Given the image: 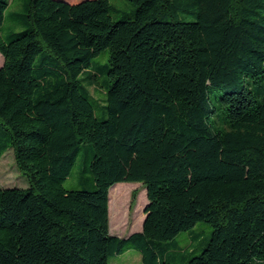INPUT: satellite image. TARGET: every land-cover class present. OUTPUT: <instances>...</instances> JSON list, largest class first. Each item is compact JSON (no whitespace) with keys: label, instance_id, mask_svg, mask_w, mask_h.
<instances>
[{"label":"trees","instance_id":"1","mask_svg":"<svg viewBox=\"0 0 264 264\" xmlns=\"http://www.w3.org/2000/svg\"><path fill=\"white\" fill-rule=\"evenodd\" d=\"M127 1L115 20L109 0H26L5 41L0 0V156L28 182L0 188V264L130 249L142 264H264V0ZM80 152L90 177L67 190ZM119 182L147 199L125 236L109 232ZM200 221L210 238L188 257L175 237Z\"/></svg>","mask_w":264,"mask_h":264},{"label":"rangeland","instance_id":"2","mask_svg":"<svg viewBox=\"0 0 264 264\" xmlns=\"http://www.w3.org/2000/svg\"><path fill=\"white\" fill-rule=\"evenodd\" d=\"M78 2L80 0H68ZM26 0H9L8 6L4 12L3 24L1 27V36L7 41L11 32L22 30L18 14L23 12ZM113 19H121L130 16L133 5L127 0H109ZM1 56V55H0ZM109 50L105 49L100 55L93 58L96 64L107 63ZM2 58L0 57V65ZM105 74H98L97 82L101 87L89 86V92L95 115L104 116L102 106L105 104ZM86 165L85 157L82 152L77 156L71 173L64 180L63 186L67 190L81 189L85 185L82 180L90 177V174L84 170ZM123 187V193L118 194L116 198H110L108 202V211L110 216L109 232L118 236H125L131 231L136 230L141 225L143 216V207L147 203L145 189L140 182H119L116 183ZM28 182L23 174L16 167L13 152L11 148L6 149L0 156V188L5 187H27ZM135 195L133 196V193ZM110 195V194H109ZM134 197V198H133ZM211 227L208 223L197 222L190 230L179 233L175 239L177 244L192 256L200 252V248L210 238ZM108 264H142L141 255L135 249L127 250L121 254L113 255L109 258ZM176 264H182L179 260Z\"/></svg>","mask_w":264,"mask_h":264},{"label":"bare ground","instance_id":"3","mask_svg":"<svg viewBox=\"0 0 264 264\" xmlns=\"http://www.w3.org/2000/svg\"><path fill=\"white\" fill-rule=\"evenodd\" d=\"M123 187H120L119 185L115 184L113 186H111L110 190H109V196L110 198H116V196H118V194H122L123 193ZM109 223H110V216H109Z\"/></svg>","mask_w":264,"mask_h":264},{"label":"crops","instance_id":"4","mask_svg":"<svg viewBox=\"0 0 264 264\" xmlns=\"http://www.w3.org/2000/svg\"><path fill=\"white\" fill-rule=\"evenodd\" d=\"M1 57V56H0ZM2 58V57H1ZM110 190V189H109ZM143 218H144V214H143V216H142V219H141V225L139 226V228H137L136 230H133V231H131V232H135V231H139V230H141V226H142V222H143ZM130 232V233H131Z\"/></svg>","mask_w":264,"mask_h":264},{"label":"water","instance_id":"5","mask_svg":"<svg viewBox=\"0 0 264 264\" xmlns=\"http://www.w3.org/2000/svg\"><path fill=\"white\" fill-rule=\"evenodd\" d=\"M145 207V206H144ZM144 207H143V209H144Z\"/></svg>","mask_w":264,"mask_h":264}]
</instances>
